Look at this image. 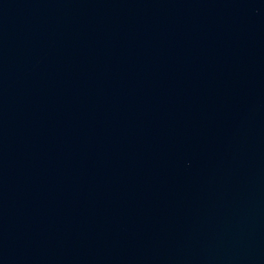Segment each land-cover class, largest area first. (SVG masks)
Segmentation results:
<instances>
[{"label":"water","instance_id":"water-1","mask_svg":"<svg viewBox=\"0 0 264 264\" xmlns=\"http://www.w3.org/2000/svg\"><path fill=\"white\" fill-rule=\"evenodd\" d=\"M0 264H264V0H0Z\"/></svg>","mask_w":264,"mask_h":264}]
</instances>
